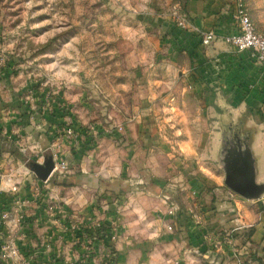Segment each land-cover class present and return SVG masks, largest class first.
<instances>
[{
    "label": "rangeland",
    "instance_id": "1",
    "mask_svg": "<svg viewBox=\"0 0 264 264\" xmlns=\"http://www.w3.org/2000/svg\"><path fill=\"white\" fill-rule=\"evenodd\" d=\"M244 1L256 29L264 35V0ZM176 2L179 0H4L0 2L4 11L0 23L10 28L0 41V66L13 62L19 83L29 82L30 88L21 94L24 105L32 102L36 92L43 93L46 101L65 97L58 105L67 120L55 124L50 140L73 137L81 141L84 155L98 157L120 148L127 174L110 183L113 189L146 190L169 195L168 201L182 204L204 199L223 202L227 210H220L216 217L235 219L236 201L246 198L226 185L218 157V120L231 116L213 109L224 96L217 72L220 64L214 59L216 81L206 80L208 74L204 78L180 66L188 63V56L175 47L187 40L184 31L190 29L198 33L205 48L220 36L204 44L207 31L194 29ZM175 11L184 15L187 28L177 25ZM255 63L259 65L257 59ZM20 154L21 165L29 169V163L36 160ZM46 154L56 158L52 150ZM59 158L67 161L62 154ZM68 171L54 179L63 184ZM225 191L228 193L223 194ZM114 219L115 225L96 220L92 228L80 225V232L72 233L82 241L84 252L81 261L71 264H95L94 243L104 240L111 246L119 235L117 216ZM239 258L242 264L247 262L235 249L233 259L238 264ZM97 264H114V260L107 258Z\"/></svg>",
    "mask_w": 264,
    "mask_h": 264
},
{
    "label": "crops",
    "instance_id": "2",
    "mask_svg": "<svg viewBox=\"0 0 264 264\" xmlns=\"http://www.w3.org/2000/svg\"><path fill=\"white\" fill-rule=\"evenodd\" d=\"M176 3L194 29L214 30L220 36L210 48H205L196 31H184L188 34L187 40H181L175 47L183 49L188 63L180 66L204 78L208 74L206 80L216 81L213 61L219 62L217 72L224 96H220L218 106L213 109L231 115L233 120L239 119L241 130L253 141L259 166L258 181L264 182V66H257L251 50L235 52L223 41L237 29L235 0H179ZM3 13L0 6V20ZM9 28L0 23V41L6 34L4 30ZM14 67L11 61L0 66V145L4 149L0 153V264L77 263L84 252L83 243L58 226L56 219L61 217L92 228L96 220L116 224L115 216L119 235L111 246L104 240L94 243L95 264L107 258L113 259L114 264H238L233 259L235 249L247 261L244 264H264V195L237 200L235 219H225L216 217L220 210L227 208L223 202L184 201V206L168 201L169 195L113 189L110 183L127 174L125 158L119 156L120 148L101 154L103 160H100L93 153L84 155L81 141L73 137L50 140L55 124L67 120L59 107V100L65 97L53 96L46 101L43 93L36 92L32 102L25 101L24 105L21 94L30 84L19 83ZM134 134L130 135L132 139ZM11 148L39 162L47 150H52L56 158L62 154L69 163L65 177L74 183L60 184L56 179L43 183L21 165L23 158L15 157ZM2 177L10 178L18 190L10 191V183ZM4 212H8L5 220ZM11 239L18 254L3 259L1 245Z\"/></svg>",
    "mask_w": 264,
    "mask_h": 264
},
{
    "label": "built area",
    "instance_id": "3",
    "mask_svg": "<svg viewBox=\"0 0 264 264\" xmlns=\"http://www.w3.org/2000/svg\"><path fill=\"white\" fill-rule=\"evenodd\" d=\"M174 17L176 18L177 25L181 28H187L188 23L179 11L174 12ZM234 18L236 23V32L226 35L224 41L229 44L231 47L237 51L251 50L259 65L264 66V35L258 32L255 27L254 22L251 19V16L248 12L246 3L244 0H235V11ZM217 34L214 30H209L205 32L203 36V43L209 44L215 38ZM71 133V130H69ZM55 168L51 176L43 181V183L48 184L54 178H61L66 171H68V163L63 158H55ZM6 180L7 183H10V178L2 177ZM9 190L16 192L18 190L17 185L10 183ZM173 213V211H170ZM8 216V212L2 213V218L5 220ZM56 224L62 227L64 230L73 233L74 235L80 232L81 226L77 222L73 221H64L63 218L56 219ZM115 225V224H114ZM97 228L101 226L100 223H97ZM117 235H113V238H116ZM94 238H97L95 236ZM18 254V248L15 246L13 239L7 240L1 245V257L3 259H8ZM239 264H242L241 259L239 258Z\"/></svg>",
    "mask_w": 264,
    "mask_h": 264
},
{
    "label": "water",
    "instance_id": "4",
    "mask_svg": "<svg viewBox=\"0 0 264 264\" xmlns=\"http://www.w3.org/2000/svg\"><path fill=\"white\" fill-rule=\"evenodd\" d=\"M229 149V154L234 158L235 171L230 172L227 167V159H223V165L227 170L225 183L235 193L246 199H257L264 195V182L258 181L259 166L253 152V141L247 133L239 130L234 134V139ZM226 156V155H225ZM30 171L40 180H47L54 168V156L47 154L42 162L31 161ZM62 183L70 184L69 178H64Z\"/></svg>",
    "mask_w": 264,
    "mask_h": 264
},
{
    "label": "flooded vegetation",
    "instance_id": "5",
    "mask_svg": "<svg viewBox=\"0 0 264 264\" xmlns=\"http://www.w3.org/2000/svg\"><path fill=\"white\" fill-rule=\"evenodd\" d=\"M218 121L220 123V129H221L220 134H221V141H222V143L220 144L219 151H218V157L225 171V177H226L227 170L225 169V166L223 165L224 164L223 159L226 158L228 161L227 163L228 170L231 173L234 172L235 171V161H234V158L229 154V149L231 147L230 142L233 141L234 134H236L237 132H239V130H241L240 126L242 125L241 123H239V119L233 120L231 117L228 120L224 118H219ZM227 124H231V125H227Z\"/></svg>",
    "mask_w": 264,
    "mask_h": 264
},
{
    "label": "trees",
    "instance_id": "6",
    "mask_svg": "<svg viewBox=\"0 0 264 264\" xmlns=\"http://www.w3.org/2000/svg\"><path fill=\"white\" fill-rule=\"evenodd\" d=\"M4 149H3V147L0 145V153L3 151ZM11 151L15 154V155H19L20 153L17 151V150H15V149H13V148H11ZM21 155V154H20ZM19 158H21V156H18Z\"/></svg>",
    "mask_w": 264,
    "mask_h": 264
}]
</instances>
